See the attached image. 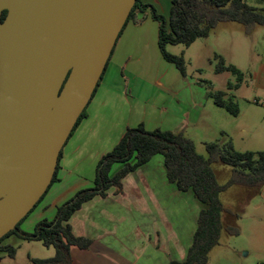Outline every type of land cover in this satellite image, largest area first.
<instances>
[{"label": "crops", "instance_id": "0c3cea01", "mask_svg": "<svg viewBox=\"0 0 264 264\" xmlns=\"http://www.w3.org/2000/svg\"><path fill=\"white\" fill-rule=\"evenodd\" d=\"M140 2L153 5L166 17L170 14L172 0ZM159 28V22L152 17L150 10H137L134 19L124 26L87 106L86 116L62 149L58 180L34 207L36 209L40 205L34 224L43 219L52 220L59 206L78 191L94 186L99 160L119 142L128 127L143 124L147 130L162 129L178 133L186 121L196 122L200 118L199 109L194 112L192 109L170 108L176 98L181 102L180 93L173 91L171 104L169 92L172 81H182V74H178L176 66L163 57L159 46ZM254 78L258 81L257 88L264 91V58L254 71ZM154 114L155 117L159 114L155 123ZM154 157L123 179L120 192L112 187L105 197L96 195L72 215L69 224L73 233L92 240L87 249L71 246L73 264H139L145 252L151 248L153 236L157 238V252L163 251L167 256L173 253L179 256L174 257L176 259L186 256L196 227L189 243L184 242L185 247L181 248L177 233L171 232L172 221L167 223L168 218L164 217L162 222L163 207L159 218L156 208L164 205L172 208V193L175 208L177 193L181 191L175 186L167 197L161 196L166 189L161 186L163 182L164 185L174 184L166 177L164 158L155 162ZM162 174L165 181H162ZM139 180L146 184L144 192L152 195L160 189V196H153L152 199L144 197L145 193L140 194V189L144 188L137 184ZM130 186L138 193L129 196ZM153 214L157 220L150 219ZM163 241H167L165 245ZM178 251L185 254L179 252V255ZM168 262L161 263L158 258V264Z\"/></svg>", "mask_w": 264, "mask_h": 264}, {"label": "water", "instance_id": "95a60500", "mask_svg": "<svg viewBox=\"0 0 264 264\" xmlns=\"http://www.w3.org/2000/svg\"><path fill=\"white\" fill-rule=\"evenodd\" d=\"M136 1L0 0V238L48 190Z\"/></svg>", "mask_w": 264, "mask_h": 264}, {"label": "rangeland", "instance_id": "374dc122", "mask_svg": "<svg viewBox=\"0 0 264 264\" xmlns=\"http://www.w3.org/2000/svg\"><path fill=\"white\" fill-rule=\"evenodd\" d=\"M247 2L258 8L264 7V0H247ZM167 50L172 54L183 55L186 62V75L175 67L176 72L182 74V81H172L169 92L171 104L173 91L179 92L182 99L180 102L176 98L170 108L172 110L192 109L194 112L197 109L200 110L198 111L200 118L196 122L186 121L181 130L195 142L198 153L208 157L207 143L229 140L239 151H264V105H262L264 91L257 88L258 81L254 78V71L264 58V25H256L248 31L243 24L222 22L208 37L198 38L190 46L168 45ZM217 54L224 58L227 65H234L241 71L242 80L229 70L216 71L219 62ZM219 90L225 91L224 98L237 105L240 110L238 116L231 115L225 108L214 103L209 96V91ZM157 116L153 115V123L157 122ZM162 159L163 156L160 154L154 157L155 162ZM119 167L120 163H116L111 170V175ZM212 168L220 184H226L232 176L233 167L229 164L214 162ZM162 177V181H165L163 174ZM137 184L144 188L140 189V194L145 193L144 197L160 196V189L151 195L149 192H144L145 183L139 180ZM164 184L165 182L161 186L166 188L165 194L161 196L167 197L169 191L175 189V185ZM129 190V196L138 193V190L132 189V186ZM173 199L172 193V208L164 205L156 208L155 211L160 218L162 207L165 209L161 218L162 222L164 217L168 218L167 223L172 221L171 232L177 233L180 240L179 247L184 248V242L189 243L191 240V234L197 225L195 218L203 204L191 192L178 191L175 208ZM220 199L226 208L222 214L224 228L219 244L211 250L206 264H264V185L245 187L234 184L220 194ZM39 206L31 211L19 225L22 232L30 234L34 232L41 221L39 220L36 224L33 222ZM155 206L157 207V203ZM150 219H156V215L153 214ZM226 226L237 228L238 233L229 232ZM152 239L151 248H148L139 264H158V258L161 263H166L171 258L179 257L173 253L167 256V253L163 251L157 252L155 249L157 238L153 236ZM166 242L162 243L165 245ZM2 244L13 245L16 248V254L11 257L0 249V264H33L32 258H48L55 254V249L46 247L42 241L23 239L16 233L6 237Z\"/></svg>", "mask_w": 264, "mask_h": 264}, {"label": "trees", "instance_id": "16d2710c", "mask_svg": "<svg viewBox=\"0 0 264 264\" xmlns=\"http://www.w3.org/2000/svg\"><path fill=\"white\" fill-rule=\"evenodd\" d=\"M137 10H150L152 17L159 22V46L162 55L183 75H186L184 56L170 53L167 50L168 45L190 46L198 38L208 37L222 22L243 24L248 31L256 25H264V7L250 5L247 0H172L168 18L160 14L153 5L143 4L137 0L126 24L134 19ZM6 15L5 10L2 20ZM216 57L219 59L217 72L229 70L242 80V73L236 66L227 65L219 54ZM99 83L100 80L97 87ZM225 94L226 92L222 90L209 91V96L216 105L225 108L231 115L238 116L239 108L225 99ZM87 106L78 118L69 138L86 116ZM207 151L208 157L198 153L195 142L183 131L178 133L162 129L149 131L143 124L128 127L114 148L99 160L93 187L78 191L70 200L58 207L56 216L52 220H41L31 234L19 229V225L28 214L17 224L15 230L0 238V249L14 257L16 248L2 242L6 237L16 233L23 239L40 240L46 247L55 249L52 257L32 258L33 264H73L71 246L87 249L92 244V240L73 233L69 224L72 215L96 195L105 197L107 190L112 187L120 192L123 188V179L129 173L160 154L164 158L168 181L181 192H191L203 204L186 256L183 259H170L167 264H206L211 250L219 244L224 228L222 214L226 208L220 199V194L234 184L245 187L264 185V151H239L231 140L207 143ZM61 155L62 151L59 161ZM59 161L49 188L58 180ZM214 162H222L233 167L232 176L226 184L218 182L212 168ZM116 163H120L121 167L111 175ZM226 229L231 233H238V229L233 226H226Z\"/></svg>", "mask_w": 264, "mask_h": 264}]
</instances>
